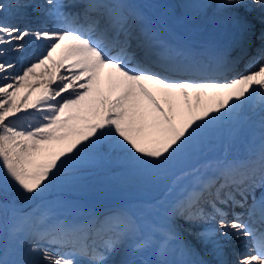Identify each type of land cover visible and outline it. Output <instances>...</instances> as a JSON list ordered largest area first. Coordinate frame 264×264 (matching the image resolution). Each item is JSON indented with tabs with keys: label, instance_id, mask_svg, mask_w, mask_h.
<instances>
[{
	"label": "snow or ice",
	"instance_id": "snow-or-ice-1",
	"mask_svg": "<svg viewBox=\"0 0 264 264\" xmlns=\"http://www.w3.org/2000/svg\"><path fill=\"white\" fill-rule=\"evenodd\" d=\"M189 8L236 33L198 43L152 0H0V264H264V30L238 71L264 0Z\"/></svg>",
	"mask_w": 264,
	"mask_h": 264
},
{
	"label": "bare ground",
	"instance_id": "bare-ground-1",
	"mask_svg": "<svg viewBox=\"0 0 264 264\" xmlns=\"http://www.w3.org/2000/svg\"><path fill=\"white\" fill-rule=\"evenodd\" d=\"M4 2L8 3L9 0H4ZM152 2L156 4V9H157L156 14H160L162 12H165L162 9L163 4L166 3L169 5H172L174 7L175 11L180 13L182 19L175 21V19H179V18L177 16H174L172 19V17H171V20L168 19L169 25L173 26L177 31L191 34L193 36V38L198 43L199 42H205V40L209 39V37H210L209 40H216L218 35H225L229 32L230 25L222 26V25H218V24L213 22V20L211 19V9H209L207 15H205L204 13H197L194 8H189L187 10L188 15H184V12H185L184 5H195L196 3L199 2V0H152ZM241 12H243V10H241ZM181 22H183L185 24H181ZM194 29L198 30V32H194ZM240 64L238 65V68H239ZM185 183H187V181H185ZM165 186H166V183L163 184L161 187H165ZM261 191H264V189H259L256 192L257 197H259ZM178 194L179 193L176 190V192L173 193V196L178 195ZM53 200H55V199H53ZM87 201H90V200L87 199ZM118 202L119 201L116 200L115 203H109V204L105 203V204L107 205V207H109V205H112L110 207V208H112V207H117V206H120L123 204H128L129 201H121L123 203H118ZM249 203H251V201ZM184 227L187 228L188 225L185 224ZM185 236L188 240L193 241V243H195V241L193 240V237L187 236L186 233H185ZM233 243L234 244L237 243V245H238L237 241H233ZM197 250L198 251L201 250L200 245H198V244H197ZM201 255L206 260H212L213 259L211 256L204 254L202 251H201ZM122 256H123V253L115 256V260L118 262L122 258Z\"/></svg>",
	"mask_w": 264,
	"mask_h": 264
},
{
	"label": "rangeland",
	"instance_id": "rangeland-1",
	"mask_svg": "<svg viewBox=\"0 0 264 264\" xmlns=\"http://www.w3.org/2000/svg\"><path fill=\"white\" fill-rule=\"evenodd\" d=\"M167 12L172 13L171 10H168ZM187 166H190V164H178L173 171L178 172L181 168H184ZM159 186L151 190L141 191V190L136 189L135 187L121 186L118 183L110 184L107 186H97L87 192L79 193L73 196L74 197L73 199H79L83 203L85 202L90 203L87 201V199L94 200V205H97L96 204L97 202L95 201H98L101 199H104V200L110 199L111 201L121 199V200H128L129 203H132L138 200H152V199L159 198L163 194L165 188L160 191L158 189ZM60 195L61 193L58 189L53 190L51 195L48 197V199L50 200L58 199Z\"/></svg>",
	"mask_w": 264,
	"mask_h": 264
}]
</instances>
